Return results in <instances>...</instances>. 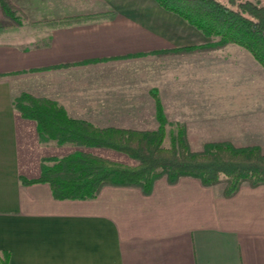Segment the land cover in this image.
<instances>
[{"label": "crops", "instance_id": "obj_1", "mask_svg": "<svg viewBox=\"0 0 264 264\" xmlns=\"http://www.w3.org/2000/svg\"><path fill=\"white\" fill-rule=\"evenodd\" d=\"M11 1L32 21L114 14L36 29L26 20L11 24L0 9V25L6 26L0 32V250L10 252V264H264V184L243 183L227 197L225 183L204 186L182 177L171 184L160 178L150 194L105 186L94 198L56 199L48 183L21 178H39L42 158L70 150L42 142L37 123L13 106L16 96L29 92L56 100L71 117L105 113L115 119L121 112L142 113L145 90L148 95L157 88L164 98L183 76L184 83H197L185 95L196 96L218 74L234 83V119L248 134L237 143L264 145V66L254 55L230 43L209 53L95 61L209 39L156 0ZM217 58L234 66L222 69ZM78 61L87 62L73 64ZM147 62L151 69L144 72ZM63 64L68 66L46 68ZM112 93L127 101L114 103ZM146 101L154 116L152 99ZM126 122L100 125L147 128ZM156 126L154 120L149 127Z\"/></svg>", "mask_w": 264, "mask_h": 264}, {"label": "trees", "instance_id": "obj_2", "mask_svg": "<svg viewBox=\"0 0 264 264\" xmlns=\"http://www.w3.org/2000/svg\"><path fill=\"white\" fill-rule=\"evenodd\" d=\"M156 1L208 37L219 39L200 45L154 50L153 53L211 51L234 43L250 50L264 66V4L251 0ZM0 9L14 25L22 24L17 15L20 10L11 0H0ZM111 15L113 12L96 16L72 15L49 22L50 26L56 27ZM3 28L0 25V32ZM140 54L143 53L136 55ZM125 56L129 55L122 57ZM52 67L55 66L46 68ZM152 95L156 102L158 126L146 129L99 127L87 120L71 117L64 106L51 98L29 92L16 96L14 108L22 117L37 123L42 142L112 149L136 161L132 165L125 164L80 149L59 158H43L39 178L29 180L22 177L23 183L46 182L56 199L94 198L105 186L138 187L144 194H150L160 178L171 184L182 177L196 178L204 186L225 183L224 195L227 197L235 194L243 183L250 186L264 184V148L259 144L207 141L200 150H196L190 145L186 126L180 125L176 133H171L170 145L166 146L168 120L156 89L152 90ZM0 264H10L9 251L0 250Z\"/></svg>", "mask_w": 264, "mask_h": 264}, {"label": "rangeland", "instance_id": "obj_3", "mask_svg": "<svg viewBox=\"0 0 264 264\" xmlns=\"http://www.w3.org/2000/svg\"><path fill=\"white\" fill-rule=\"evenodd\" d=\"M222 1L225 2L226 0H222ZM251 1H253L257 4H264V0H251ZM13 5L20 10V12H17V15L21 18L22 22H23V20H26L28 23H30L36 29H37V27L46 26V25L48 27H50L51 23L49 21H54V20L59 19V18H51L50 17V18L45 19V20L42 19V20L32 21L26 17L25 13H23L19 7H17L14 3H13ZM230 6L234 7L232 5H230ZM111 12H113V11L83 13V14H77V15H86V14H94L95 16L99 15V14L109 15V14H111ZM110 17H112V15ZM101 18H109V16L108 17H100L99 16V17H96L93 19H101ZM6 19L8 22H10L11 24L14 25V23L10 19H8V18H6ZM93 19H91V20H93ZM88 21H90V20H88ZM190 25H192V24H190ZM192 26H194V25H192ZM3 27L5 28L6 26L3 25ZM51 27H53V26H51ZM195 28L198 29L197 27H195ZM199 31H201V30H199ZM205 36L209 39L207 42L219 39L218 37H214V36H211V37H208L207 35H205ZM207 42H204V43H207ZM204 43H201V44H204ZM190 45H200V44H190ZM227 45L228 44H226L225 46H227ZM236 45H238V44H236ZM225 46L222 48L216 49V50H211V51H196V52H190V53L162 54V55L157 54V55L163 57V56H167V55H173V56H175V55H186V54H193V53H199V52L209 53V52H215V51L221 50V49L225 48ZM239 46H241V45H239ZM241 47H243V46H241ZM243 48H245V47H243ZM136 54L137 53L125 54V55H129V56L122 57L123 55H121V56H116L115 58L113 57L111 59L110 58H102V59H98L95 61H107V60H116L117 61V60H124L127 57L128 58L129 57H139V56H143V55H148V54L151 55V54H156V53H153L152 51H148V52H145V53L140 54L138 56ZM217 60H219L218 65L222 64V69L225 67L226 69L230 70L234 66V62L231 61L230 59L226 60V59H218L217 58ZM79 62H81V63H79ZM82 63H86V62L78 61V62H74L73 64H82ZM194 64H195L194 67H196L195 69H198L197 68L198 62L196 61ZM65 66H68V65H63V66L60 65V66H55V67L57 68V67H65ZM52 68H54V67H52ZM47 69H50V68H47ZM149 69H151V63H148V62L144 63L143 64L144 72L149 71ZM226 71L227 70H225V72ZM196 76H198V71H196ZM222 76H224V74ZM180 77H181V81H180L179 87L176 88L174 90V92L165 91L164 92L165 97L163 96L164 98H162V96L160 95V91L157 88L152 87L150 92H148V95L150 94L149 96L147 95V91L145 90L143 92V95L145 97H143V99L141 100V103L144 106V110L142 113H140L138 111H136L135 114H133L134 112H129L128 114H127V112L126 113L121 112L119 114H115L116 115L115 119H114V114L107 115L105 113H99V114L88 113V114H82L81 116H83L85 118H80V119L87 120V121H89V122H91L94 125L99 126V127H103L100 124H103L105 122L109 121L110 123H112V122L119 123L120 120L124 121V123H127L126 120H128V122H134V120H135V122L137 123L135 125H137V126L139 125L141 127H147V128L155 120L156 125L158 126V121L156 118V102H155V98L152 95V90L156 89L157 93L160 97V100L162 102V105L164 107V111H165V114H166V117L168 120V123L166 126V128H167V138L165 141L166 146L170 145L171 133L172 132L176 133L178 131V127L180 125L186 126V128L188 130V139H189L190 145L196 150H200L207 141L230 140V141L235 142V143L247 141L246 137H248V134L246 135V131H244L242 128H240L242 126V125H240V122L237 123L239 118L234 119V83H232L229 80H224V78L220 79L221 76H218V74L216 75V77L213 74L210 78L211 80L207 79L206 91L204 93H200V94L196 93V96L194 95L195 92L192 93V91H196V89L193 88V86L197 85V83L195 81H192V83H190V84H191V89L193 88V90L191 91V93L193 95L188 97L187 95H185V92L190 89V88H188V86H190V84L184 83L183 82V76H180ZM228 77H230V76H228ZM184 78H186V77H184ZM213 80H216V81H213ZM220 80L222 83H220ZM112 90H114V89L112 88ZM148 97H150L152 99V104L154 107L153 110L155 111L154 116L150 113L149 110H146L149 107L147 104L148 102L146 101L148 99ZM111 98H112L111 101H113L116 104H120V103L124 104L125 101H127V100L122 98V95H119V94L113 95V93H112ZM145 107H146V109H145ZM166 110H169V112L167 113ZM136 117H137V119H135ZM73 118H75V117H73ZM138 118L141 120H138ZM118 127H120V126H118ZM156 127H149V128H156ZM135 129H146V128H135ZM251 141H254V138ZM56 144H57V142H56ZM250 144H258V143H250ZM65 145H67V146H60V147H61V150H64V151L70 150V152L68 154L75 152L76 150L83 149V150L93 152L95 154L113 159V160L121 162V163L130 164V165L136 163V161L133 158H131L125 154H122L120 152L114 151L112 149L101 148V147H75V148H73L76 145H74L73 147L71 146L72 144H65ZM259 145H261V144H259ZM261 146L264 148V145H261ZM52 157L59 158V156H57V155L52 156ZM52 157L48 156V157H44V158H52Z\"/></svg>", "mask_w": 264, "mask_h": 264}]
</instances>
